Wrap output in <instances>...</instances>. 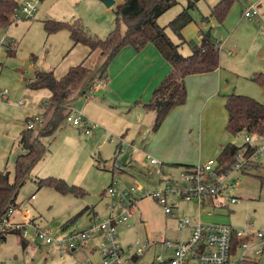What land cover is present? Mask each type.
<instances>
[{"label":"rangeland","instance_id":"374dc122","mask_svg":"<svg viewBox=\"0 0 264 264\" xmlns=\"http://www.w3.org/2000/svg\"><path fill=\"white\" fill-rule=\"evenodd\" d=\"M15 1L21 7L26 0ZM113 1L116 2L115 5L108 8L99 0H42L33 19H26L21 10H18L16 15L19 20L14 19L16 24L8 30L0 29V94L8 91L10 99L9 102L0 99V171L6 172L11 182L15 180L17 158L26 153L20 143L21 133L26 129L29 120L36 116L42 119L47 103L44 93L48 91L34 92L28 88V83L35 78L36 73L53 72L57 78H61L68 73L70 67L82 64L77 62L78 58L72 54L74 48L69 32L63 30L49 35L45 22L71 23L78 20L89 32L98 29L100 25L109 27L116 23V7L121 0ZM177 1L178 4L159 19L162 27L167 26L187 6V0ZM219 1L198 2L197 8L191 12L193 22L186 27V35L190 37L188 39L199 42L200 30L212 27V35L220 44V60L226 61L233 71L229 77L234 89L232 94L249 96L264 104V87L254 81V75L263 72H252L257 71L254 67H264V22L258 23L256 17L249 20L243 16L246 9L258 2L263 1L264 9V0H236L224 23L212 21L211 24H205L203 17L208 16ZM166 32L176 43L180 42L169 28ZM105 35L100 38L105 39ZM195 37H199V40ZM10 50L16 55L9 56ZM180 51L184 56L191 54L188 44H182ZM228 51H234L235 54L228 55ZM94 52L96 55L93 61L90 59L86 63L89 67V78L70 93L75 94L73 98L70 96L64 100L71 113L82 112L84 116L91 113L95 117L92 122L97 123L98 127H94L95 123H92L88 135L85 129L75 127L64 120L52 137L41 140L45 154L33 166L19 189L20 205L31 208L38 218L39 226L54 231L55 234L85 230L94 215L103 217L109 202L103 193L115 178L127 187L132 184L151 190L158 187L157 178L147 174V170L152 169L146 164L145 156L141 155L149 137L155 133L154 122L146 126V133L138 135V131H135L132 125L129 126L130 122L138 121L134 113H130L132 107L125 108V104L118 103L109 104V101L104 100L103 91H90L98 82L93 79L107 58L100 49ZM228 67L225 70L229 73ZM84 90L87 94H83ZM20 101H24L25 105L19 106ZM144 112L155 115L151 111ZM43 119L45 120L44 117ZM45 122L47 123V119ZM41 126L42 123L36 122V129ZM99 128L103 131L98 130ZM224 134L227 145L244 144L245 135L233 137L226 132ZM122 135H125V138ZM122 138L129 146H124L125 150L119 154V142ZM132 144L133 146H130ZM259 162L261 167L257 163L252 166L257 165L256 169L249 168L244 174L237 176L241 185V202H250L245 208L246 220L252 217L258 223L260 219L253 217L257 208L251 204L250 199L254 202L257 197H261L264 200V156ZM115 166L122 169L119 170ZM166 166L177 171L171 164L166 163ZM50 177L62 179L71 186L81 188L85 195L60 194L50 187L40 188L38 180ZM32 195L36 196L35 201L30 200ZM209 210L212 208H206V211ZM260 211L264 217V207H261ZM175 213L178 219L197 217L194 205L188 202H180ZM66 228L67 230L63 231ZM259 229L264 230L260 225ZM187 235V230H178L177 219L167 215L164 208L154 199L145 198L140 200L135 209L132 227L119 231V242L123 247H129L134 246L138 240L142 243L161 239L182 241ZM159 257H169L162 246L151 248L137 264H157ZM240 257L241 253L235 259ZM88 258L95 263L100 262L99 256L90 253L89 249H80L72 254L54 246L41 247L40 244L32 242L24 250L19 238L14 234H9L7 240L0 243V264H84ZM262 260L264 264V257Z\"/></svg>","mask_w":264,"mask_h":264},{"label":"trees","instance_id":"16d2710c","mask_svg":"<svg viewBox=\"0 0 264 264\" xmlns=\"http://www.w3.org/2000/svg\"><path fill=\"white\" fill-rule=\"evenodd\" d=\"M199 1L187 0L188 3L184 10L166 27H162L159 19L178 4L177 0H124L116 11L115 27L105 39L92 35L78 20L71 23L48 21L45 22V29L49 35L66 30L70 34L73 46L83 45L91 52L100 49L102 54L107 56L93 79L94 82H105L109 78L111 63L125 47H132L136 52H141L147 44H153L164 60L171 65L170 73L154 90L149 103L144 104L147 110L155 114L153 131L156 133L176 108L187 103L186 78L211 73L220 67L219 43L213 37L211 27L200 30V42L187 41L183 36L185 28L193 22L191 12L197 8ZM235 2L236 0H220L211 9L210 14L203 17V22L205 24H211L212 21L224 23ZM19 9V4L15 0H0V29L6 30L15 24L14 16ZM167 28L181 40L180 44H176L171 39L166 32ZM182 44L189 45L191 55L184 56L180 52ZM14 55L15 52L10 50L9 56ZM89 76V69L81 64L72 67L61 79H57L53 72L36 73L35 78L28 83L29 89L48 90L51 97L42 113V126L34 130L25 129L21 133L20 143L26 153L16 160L14 182L10 181L6 172L0 171V222L11 207L20 205L18 202L19 189L33 166L45 154L41 140L52 137L71 113L65 102L67 95L75 91ZM254 81L264 87V73L256 74ZM83 94H87V91L84 90ZM225 108L228 113L226 133L233 137L239 135L264 136L263 103L249 96L232 94L227 97ZM43 117L47 119V123ZM240 148L241 146L235 143L228 144L217 157L219 168L230 169ZM38 185L40 188H53L60 194L85 195L81 188L71 186L59 178L39 179ZM9 234L16 235L22 248L24 250L27 248L28 241L19 233L0 234V243L5 242ZM237 251L238 241L235 239L231 255L235 256ZM251 261H244L243 264H255L254 260Z\"/></svg>","mask_w":264,"mask_h":264},{"label":"built area","instance_id":"2783aa9c","mask_svg":"<svg viewBox=\"0 0 264 264\" xmlns=\"http://www.w3.org/2000/svg\"><path fill=\"white\" fill-rule=\"evenodd\" d=\"M40 1L26 0L19 10L26 19H33ZM243 16L249 20L260 16L258 3L246 9ZM15 19L19 20L18 15ZM104 84V81L97 82L90 91ZM0 99L9 102V92L0 94ZM18 105L24 106L25 102L20 101ZM66 121L85 129L88 135L92 123H95L82 112L70 113ZM36 122L42 123L40 116L29 120L26 129H36ZM94 127H98V124L95 123ZM244 139V144L234 157L232 167L225 170L220 169L217 159L212 158L204 164L173 171L163 162L147 155L146 162L152 169H148L147 174L157 178V189L151 190L134 184L127 187L115 178L103 193L109 200L106 213L103 217L94 215L85 230L55 234L54 231L39 226L38 218L31 208L19 205L11 207L4 215L0 222V234L19 233L28 244L34 242L41 247L54 246L72 254L80 249H89L94 244V251L100 262L95 263L88 258L84 264H137L146 252L156 246H162L169 255L167 259L157 258V264H228L233 257L231 251L235 239L238 241V251L241 252L240 264L251 261L250 252L253 251L256 256L264 253V230H260L253 222L237 228L227 224L203 223L200 219H178L175 213L180 202L193 204L194 210L199 214L204 212L210 203L225 206L239 202L236 193L239 191L240 181L237 176L259 163V159L264 156V136L245 135ZM126 144L122 138L119 142V154L125 150L124 146H129ZM115 168L122 169L119 166ZM145 198L154 199L164 208L167 215L177 219L178 230L190 228L188 237L182 241L161 239L142 243L138 240L134 246L123 247L119 242V231L132 227L135 209L140 200ZM30 200L35 201L36 196L32 195ZM66 230L67 228L63 231ZM253 239L256 240L254 244L251 242Z\"/></svg>","mask_w":264,"mask_h":264},{"label":"crops","instance_id":"0c3cea01","mask_svg":"<svg viewBox=\"0 0 264 264\" xmlns=\"http://www.w3.org/2000/svg\"><path fill=\"white\" fill-rule=\"evenodd\" d=\"M99 1L102 2L101 0ZM123 2L124 0L119 2L116 11ZM262 2H258L260 8V16L256 17L258 23H260V21L264 22ZM102 3L105 4L104 2ZM115 3L110 7L105 5L108 8H112ZM114 27L115 25L109 27L100 25L98 29L92 32L90 30V33L100 38L105 34V36H108ZM204 29H206V27ZM184 31L183 36L185 40L194 41V39H188L190 37L186 35L188 32L186 28ZM173 36L178 38L174 33ZM195 38L199 40L197 39L199 37ZM171 39L173 40V38ZM179 41V43L174 42L180 44L181 40L179 39ZM73 48L72 54H75L78 58L77 62H82V64L89 69L86 63L90 59L93 61L96 52H91L89 48L83 45H76L73 46ZM229 52L232 53L231 55L235 54L234 51H228V55ZM72 67H70V69ZM226 67H228V63L224 60H220V67L216 71L192 75L186 78L185 83L188 91L187 103L176 108L165 120L160 130L149 137L147 145L141 151L143 157L145 156L146 158L147 155H150L164 164H171V167H176L177 169L175 170L177 171L185 167L204 164L212 158L217 159L222 150L227 146L224 132L228 121V113L225 111L226 108L224 109V107L227 97L231 95L234 90L229 80L233 71L228 67L230 68V72L228 73V71L225 70ZM254 69L257 71H252L253 74L258 72L264 73V67L257 66L254 67ZM170 71L171 65L164 60L153 44H147L141 52H136L132 47H125L111 63L109 67V78L105 81L104 86L96 89V91H103V93H105L104 100L106 102L109 101V104L118 103L120 105L125 104L123 106L125 108L132 107L130 113H134L138 121L130 122L129 126L132 125L135 131H138V135H142L146 133V126L155 122V115L144 112L149 111L144 107V104L149 103L154 90L163 82ZM44 94L48 102L51 93L48 91V93L45 92ZM74 95L75 94L67 95V97L69 98L72 96L73 98ZM86 117L91 121L95 119L91 113H87ZM98 130L103 131L102 128ZM105 130L109 133L107 129ZM122 136L125 138V135ZM257 165L259 167L262 166L260 162ZM256 166L252 168L256 169ZM240 190L239 188V191L236 193V196L239 198L238 203L225 206H218L219 203H210L206 208H212L213 211H206L205 209L201 214L195 211L197 217L192 220L196 221L200 219L201 221L227 224L237 228L245 226L249 222H253L258 228L259 225L264 228V217L261 215L260 211V208L264 207V200H262L261 197H257V201L254 202L250 199L251 204L257 208L255 211L256 215H253V217L257 220L260 219L259 223L252 217L246 220L245 208L250 205V202L246 201L245 204L241 202L243 199ZM187 231L189 235L191 231L190 228L189 230L187 229ZM251 242L254 244L256 240L253 239ZM94 248L95 245L93 244L89 248V252L95 254ZM239 253L241 252L237 251V254L231 258L228 264H240V259H235ZM249 254L251 260H254L255 264H262L264 253L260 256H256L252 251Z\"/></svg>","mask_w":264,"mask_h":264},{"label":"water","instance_id":"95a60500","mask_svg":"<svg viewBox=\"0 0 264 264\" xmlns=\"http://www.w3.org/2000/svg\"><path fill=\"white\" fill-rule=\"evenodd\" d=\"M101 1L104 2L109 7L115 3L113 0H101Z\"/></svg>","mask_w":264,"mask_h":264}]
</instances>
